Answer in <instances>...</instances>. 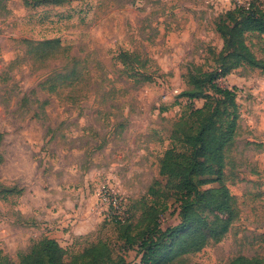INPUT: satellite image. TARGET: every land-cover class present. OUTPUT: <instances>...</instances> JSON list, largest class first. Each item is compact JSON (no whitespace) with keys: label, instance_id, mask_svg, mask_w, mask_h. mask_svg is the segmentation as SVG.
<instances>
[{"label":"rangeland","instance_id":"rangeland-1","mask_svg":"<svg viewBox=\"0 0 264 264\" xmlns=\"http://www.w3.org/2000/svg\"><path fill=\"white\" fill-rule=\"evenodd\" d=\"M251 1L0 0V250L38 235L18 220L17 207L29 223L45 221L110 185L126 200L130 230L106 220V205L96 202L101 226L74 250L104 241L124 264H143L140 245L153 229H145L149 218L141 223L145 213L163 230L181 222L159 162L179 119L205 103L182 93L194 88L191 72L218 66L220 15ZM246 40L264 60V35ZM47 41L52 58L42 53ZM217 83L234 89L239 105L223 178L237 216L220 242L173 264L238 256L264 264V72L240 67Z\"/></svg>","mask_w":264,"mask_h":264},{"label":"trees","instance_id":"trees-1","mask_svg":"<svg viewBox=\"0 0 264 264\" xmlns=\"http://www.w3.org/2000/svg\"><path fill=\"white\" fill-rule=\"evenodd\" d=\"M61 1L54 0L56 3ZM216 31L223 41L216 59L217 68L197 74L191 72L190 82L194 88L182 93L190 103L198 98L205 99V103L179 119L171 136V146L159 162L160 174L167 178V187L181 203V222L163 230L145 213L141 223L149 218L145 229H153L151 236L143 239L140 245L143 264H157L161 257L165 259L164 264H173L183 255L199 252L211 242H220L237 216L234 197L223 178L227 152L238 133L239 105L236 91L221 87L217 81L240 67L264 72V60L256 58L246 40L247 34L264 35V2L252 0L248 5L234 4L232 9L220 15ZM53 43L47 41L41 45L44 58H52L49 47ZM2 138L0 134V142ZM211 182H217L219 186L201 189ZM150 192L157 193L154 187ZM208 212L212 215L205 214ZM127 222L116 223L125 226ZM152 222L155 227L151 226ZM126 226L130 230V225ZM74 249L76 247L64 248L55 239L43 237L27 251L19 252L18 260L0 251V264H124V259L115 258L104 241L82 250ZM229 264L263 263L258 258L238 256Z\"/></svg>","mask_w":264,"mask_h":264},{"label":"crops","instance_id":"crops-1","mask_svg":"<svg viewBox=\"0 0 264 264\" xmlns=\"http://www.w3.org/2000/svg\"><path fill=\"white\" fill-rule=\"evenodd\" d=\"M96 202V197L92 194L78 200L79 205L75 209L72 207L69 210L62 209L60 213L53 215L54 217L49 216V219L47 218L45 221L40 220L37 222V220L30 219V223L29 218L24 216L22 209L17 207L18 220L24 226L33 227L34 230L38 231V235H35V239L29 238L24 247L16 248L14 251L2 249V252L11 257H16L19 252L27 251L34 240L38 241L43 237L55 239L64 248H74L82 237L89 235L101 226L102 218L96 212ZM72 217H77V220L71 228L66 230L65 227Z\"/></svg>","mask_w":264,"mask_h":264},{"label":"built area","instance_id":"built-area-1","mask_svg":"<svg viewBox=\"0 0 264 264\" xmlns=\"http://www.w3.org/2000/svg\"><path fill=\"white\" fill-rule=\"evenodd\" d=\"M94 196L97 202L106 205V209L104 210L105 213L103 212L102 214L101 211L102 215L106 214V220H114L115 222L120 221L123 223L126 221L128 216L126 212V200L116 188L110 185H102L95 191Z\"/></svg>","mask_w":264,"mask_h":264}]
</instances>
